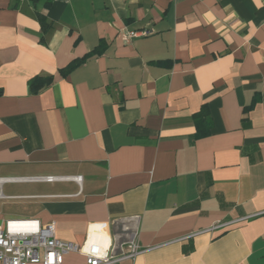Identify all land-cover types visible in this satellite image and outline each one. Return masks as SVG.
Returning a JSON list of instances; mask_svg holds the SVG:
<instances>
[{
	"label": "crops",
	"instance_id": "crops-1",
	"mask_svg": "<svg viewBox=\"0 0 264 264\" xmlns=\"http://www.w3.org/2000/svg\"><path fill=\"white\" fill-rule=\"evenodd\" d=\"M23 218L84 250L62 264H264V0H0V225Z\"/></svg>",
	"mask_w": 264,
	"mask_h": 264
},
{
	"label": "built area",
	"instance_id": "built-area-1",
	"mask_svg": "<svg viewBox=\"0 0 264 264\" xmlns=\"http://www.w3.org/2000/svg\"><path fill=\"white\" fill-rule=\"evenodd\" d=\"M146 32L130 31V38ZM79 178V177H76ZM54 179L53 176L44 177ZM84 251L77 244L56 237L54 223L41 225L37 219H7L0 225V264H62L70 252ZM141 252L138 244L130 243L119 255L103 251L86 252V264H108L133 258Z\"/></svg>",
	"mask_w": 264,
	"mask_h": 264
},
{
	"label": "trees",
	"instance_id": "trees-1",
	"mask_svg": "<svg viewBox=\"0 0 264 264\" xmlns=\"http://www.w3.org/2000/svg\"><path fill=\"white\" fill-rule=\"evenodd\" d=\"M80 62H81V60H75V61L71 62V63L67 66L66 70H67V71L71 70L74 66H76V65L79 64ZM48 81H49V79H46V80H45V82H48Z\"/></svg>",
	"mask_w": 264,
	"mask_h": 264
}]
</instances>
